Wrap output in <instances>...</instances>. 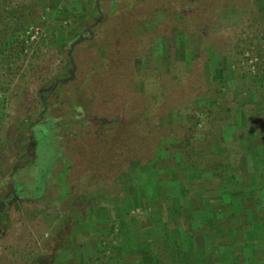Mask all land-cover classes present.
Listing matches in <instances>:
<instances>
[{
    "label": "rangeland",
    "instance_id": "obj_1",
    "mask_svg": "<svg viewBox=\"0 0 264 264\" xmlns=\"http://www.w3.org/2000/svg\"><path fill=\"white\" fill-rule=\"evenodd\" d=\"M29 1L13 0V3ZM107 1L101 0L102 7L105 8ZM129 1L121 0L124 5ZM134 1L142 2L144 7L163 6L138 27L139 45L136 42L124 45L126 49L138 45L142 55L134 66L125 63L121 71L128 74L121 78L129 80L131 73L142 70V63L148 66V71H154L155 67L164 74L165 80L177 74V78H172L177 86L172 88L182 86L183 72L192 64L194 70L204 71V78L196 83L197 88L187 101L183 102L180 94L171 93L162 106L161 102L158 106H149L147 126L153 132L146 146L143 145L144 155L153 156L156 132H161L163 143H176L169 154L162 156L158 151L140 172L134 175L120 172L111 176V181L104 177L95 190L81 194L68 195L69 183H77L82 176L68 170L74 142L65 137L71 131L82 135V129L92 126L89 112L92 91L99 92L96 96L101 101H110L115 97V90L124 88L112 80H117L115 70L110 69L106 60L100 61L106 55L104 30L116 31L119 16L114 15L107 26L101 27L98 40L92 34L83 46L80 40L88 37L92 31L90 25L100 14L93 5L94 0H64L53 10L47 2L49 14L43 15L40 2L32 6L40 18L15 35L0 33V264H195L199 254L196 250L205 248L208 238L214 243L227 238L236 242L235 247L221 249L217 258L211 256L210 264H264V187L252 190L255 194L252 196L253 192L249 191L252 179L246 180L248 185L245 183L243 187L238 182L242 181L241 177L229 175L230 182L225 183L228 185L223 190L229 191V195L234 191V196L244 194V206L252 211L255 219L250 215L251 226L227 231L223 226L227 218L244 223L245 212L239 207L235 208V216L217 211L222 198L208 194L209 190L214 192L210 186L214 183L205 184L208 180L205 177L210 173L207 170L212 171L205 168L207 165L217 168L214 165L217 157L208 150L200 152L209 140L204 132L206 127L215 138L222 126L221 132L230 138L231 127L237 123L240 144L226 148H240L239 160L245 157L244 163L239 164L241 174L246 175L244 179L252 171L259 172L261 177L264 175V162L260 164L264 155L256 161L251 158V152L248 154L252 142L264 139V112H260L264 111V81L246 59L259 48L257 44H264V20H252L260 18L254 5L256 0ZM82 3H87L86 9ZM142 4L141 11L129 8L130 13L134 11L133 19L141 21L148 11ZM260 6L264 7V0ZM57 7L60 12L56 14ZM195 7L209 9L210 13L207 22L192 29L190 15ZM116 46L123 47L119 42ZM237 48L248 49L241 55ZM73 67L75 78L67 86H57V94L49 97L51 105L47 107L51 111L62 106V111L56 108V122L64 131L43 133L35 141L33 126L38 124L36 113L42 105L41 95L62 74L67 77ZM149 91L144 92L153 93ZM63 93H68V98L63 100ZM147 98L149 102L154 99L152 94ZM225 99L233 107L232 116L222 121V125L213 126L210 121L220 117L218 104ZM198 105L207 110L196 109ZM181 108L183 113H179ZM250 110H259L260 114L254 118L245 115ZM25 113H30V117ZM193 115H200L202 120L193 125L196 132L192 134L188 127L194 122ZM116 119L117 115L112 116L110 123ZM169 126L172 127L168 129ZM178 143L182 144L180 148L185 146L187 154L209 161L194 165L186 156L177 166L173 156ZM61 159L63 162L59 163ZM87 172L84 170L83 174ZM215 181L218 184L219 180ZM178 197L182 204L183 200L187 201L185 212L192 215L187 220L182 217ZM20 198L23 210L17 213L13 205ZM226 204L232 206V202ZM209 216L213 219L207 225L205 220ZM242 244L250 251L247 253L252 260L245 258L247 253L243 254Z\"/></svg>",
    "mask_w": 264,
    "mask_h": 264
},
{
    "label": "trees",
    "instance_id": "obj_2",
    "mask_svg": "<svg viewBox=\"0 0 264 264\" xmlns=\"http://www.w3.org/2000/svg\"><path fill=\"white\" fill-rule=\"evenodd\" d=\"M62 1L64 0H30L26 4H20V3H13V0H0V33L4 31L10 33L11 35H15L20 29L25 28L27 24L34 22L37 18H40V13H38L35 10V8L33 9L32 7L33 5H38L41 2L42 8H44L43 11H41V14L43 15L44 12L46 14H49L48 11L46 10V5H45L47 2L51 4L50 6H52L51 8L53 10L56 7V4L57 3L59 4ZM261 1L262 0L254 1V5L258 7L256 9V12H258L260 18L257 17L252 18L253 22L260 21V19L264 20V7L260 6ZM100 2L101 0H94L93 5L94 7L99 9L100 14L96 16V18L93 20V24L90 25L89 28L92 31L89 33L88 37H85L83 41L80 40L79 44L85 46L84 43L86 42L87 39H91L92 34H93V38L95 40H98V38L96 39V37L101 33V27L107 26L110 23L111 18H113L114 15H118L120 19L118 21L119 23L118 26L116 27V31H114L115 29L113 31L110 30L108 32L104 30L105 36L103 38H105L107 43H104L103 46L106 55H104L100 61H102L103 59L106 60L105 63L109 67L111 66L110 69L115 70L116 74L114 78H116L117 80L113 78L112 80H114V82L116 83L118 82L122 84L124 88L115 90L116 91L114 93L115 97L111 96L112 98L110 101H106V99L101 101L102 99L97 98L96 96V94L99 95L98 94L99 92H97L96 90L92 91L93 92L91 98L92 101L90 100L92 102V106H90L89 112L91 114L90 124L93 126V129L91 130L92 126L90 127L89 125H87L86 127L84 126L85 127L84 129H82L83 131H81L80 133L82 135H79L78 133H72L71 131L70 133L71 135H69V137H65L68 140H70V142H74L69 152L71 164L68 170L69 171L72 170L73 172L80 173L79 176H82L81 178L77 179V183H69L70 188L68 189L69 190L68 195L70 196L75 194H81L90 190H95L96 188L95 186L98 183H101V180L104 177H109L110 180L108 181H111V176L114 175L116 176L118 175V173L120 174V172H125L127 174H132V175L140 172L143 167L151 163V160L157 156L158 151H159L158 153H161L162 156L163 155L166 156V154H169V151L171 152L172 149L177 146L176 143L173 144L176 146L163 143V140L161 141L160 138L161 132H156L157 146L154 148L152 152L153 156L147 157L146 154L144 155L146 151H144L145 148L143 147V145L146 146L147 142L149 141V134L153 132L149 130L150 128H148L147 126V121L149 120L147 118H150L148 112L149 106L150 107L158 106L160 102L162 106V102L166 101L170 97L169 94L171 93L180 94V96H182L184 99L183 102L187 101L190 98L189 97L190 93L197 88L196 83H200V81H202L204 78L203 75L204 71L194 70L192 68L193 65L192 64L190 69L183 72V76L181 78L182 86L178 88H172L177 86L176 81L174 82L172 81V78L173 79L177 78V74H174L172 75V78L170 77V79L165 80V78L163 77L164 74H160L161 72L157 71L155 67H154V71H150V70L148 71L149 69L148 66H145L142 63L143 66L142 70L140 72L136 71V73L135 72L131 73V77L129 78V80L125 81L123 78H121V76L128 73H122L121 70L123 66L127 62L131 63V65L134 66L136 61L138 62V60H140L142 55L138 49V45L140 43V37H139L140 34L137 33V29L141 23L147 22L150 16L151 17L155 16L162 4H156L154 6L152 4L149 7L147 6L144 7L142 2L134 1V0H130L129 3H127L128 5H124V3L121 2V0H108L107 5H105L104 8L102 7ZM119 4L122 5L119 6ZM141 4L143 6V9L147 8L148 11H146V13L142 15L143 18L141 19V21H138L132 18V14L134 13V11L133 13H130L129 8L135 7L138 8L139 11H141L142 9ZM23 5L24 8H22ZM86 5L87 3L84 4L82 3L83 9L87 8ZM50 6L48 8H50ZM214 6L215 5H213V7ZM58 8L59 7H57V9L54 11L56 14L60 12ZM54 12L52 13L55 14ZM209 13H210L209 9L206 10L202 8V10H200L197 7H195L192 11V14L190 15L191 17L190 19L192 23V26L190 25L191 28L192 29L196 27L198 28L204 22H207L208 19L206 18L209 15ZM118 42L119 44L121 43L123 47L121 48L117 47L116 44ZM132 42H136V44L138 45H136L135 48L132 47L130 49H126L124 47V45L127 44L131 46ZM19 43H21V41H19ZM256 46L259 47L256 50V52H254V54L247 55L246 59H249L251 61L250 66L254 71V73L262 77V80L264 81L263 78L264 77V44H259V45L257 44ZM246 49L244 48L243 50H240L239 48H237V51L241 52V55H243L245 54ZM99 65H101V63H99ZM71 70L73 73L71 72L67 77L65 76L66 74H62V77L59 75L60 77L58 76L59 78H57L55 82L49 87L48 89L49 91L43 93L44 94L43 96L41 95L40 102L42 105L39 109V112L37 111L36 113L38 118L36 122L38 124L33 126L34 128L33 137L35 141H38L37 139L41 138V134L43 133L45 134L50 132L51 134L56 129L59 131L61 129L60 132L64 131V127L59 126V124L56 122V120L58 119L56 110L60 109L62 111V106L60 105V107H56L58 109L55 108V110H51V111L48 110L47 107L51 105V102L49 101V97L52 96V94L55 95L57 86L59 87L67 86L75 78L74 71L76 70L74 67ZM103 70L104 69H101L100 71ZM104 88L106 89V87ZM108 88L111 87L109 86ZM146 90L147 91L150 90L153 93L144 92ZM64 93H63V100L68 98V93L66 94ZM151 94L154 99L151 100V102H149L147 95L149 97V95ZM183 99L181 98V100ZM106 103H112L113 105ZM228 103H229L228 100L225 99L222 104H218L219 106L218 113L220 114V117L218 116L213 117L214 118L213 120L215 122L210 121L213 126L216 124L222 125V121L229 120L231 118L232 116L231 111L233 107L227 105ZM84 107L82 108L83 110H85ZM197 108H200V111L207 110L205 106L202 107L198 105L196 109ZM258 111L255 110L245 111V115L254 118L256 114L259 115L260 112H264V111H260V112ZM183 112L184 109L181 108L179 113H183ZM25 114L27 115L28 118L30 117V113H25ZM115 115H117V119L115 120L114 123H110L111 117ZM191 120L194 122H191L192 125L188 127V130H190L193 134L194 132H196V129L194 128L193 125H197L198 122L202 120V117L200 115H193ZM171 127L172 126H169L168 129H170ZM221 127L222 126H220V129L218 128V131L220 130V133L217 134L218 136H215V138L213 136V133L209 132L208 127H206L204 130L206 134L205 136H207L209 140L207 145H205L204 148L200 150V152L203 153V151L205 152V150H208L210 154H214L217 157V160L214 163V165L216 164L217 168H212L209 165H207L205 168L212 170V171L207 170V172L209 171L210 173L205 177L208 179L205 184L214 183L215 185H210L211 188L213 187L212 189L214 192L209 190L210 192L208 194L210 196H214V197L219 196L222 198L220 203L218 204V210H217L218 212L220 213L225 212L228 213L229 216H235L236 207L243 209L242 211L245 212L246 221L244 223L241 222L240 224H238L237 223L238 220H231L228 219L229 218L228 217L223 225L226 228V230L231 231L234 228L245 229V227L251 226V217L253 216L252 218H254V215L252 214V211L250 212V210H248L249 209L248 207L244 206L245 202L243 200L244 198L242 197L244 194L234 196L233 195L234 191H233L232 193H230L231 195L230 196L229 191L223 190L228 185L225 183L227 181L230 182L228 178L229 175L236 174L239 177H241L242 179L241 182L238 181V179L236 180L243 187L245 186V183L249 179L250 180L252 179L251 181L252 188L250 187L251 190L249 191L253 190L255 192L264 187V180H263L264 175L262 176L263 177L262 179L259 172L252 171L249 177L244 179V176L246 177V175L241 174L239 164L240 162L242 163V161L244 163L245 157L239 160V156L241 153L240 148L237 147L235 148L233 147L231 149L226 148V146H231V145L236 146L240 144V141H238L239 139L237 137L238 136L237 123L231 127L232 136L230 138L224 136V133L221 132L222 130ZM254 127L255 129H258L256 124H254ZM60 136L61 135L57 136V138ZM78 136L81 137L78 139ZM61 138H64V136ZM187 142L188 143L190 142L189 139L187 140ZM178 144H179L178 148H176V151H174V156H173L175 160V164L177 166L183 163L184 157L186 156L189 160V163H193L194 165H199L203 162L205 163L209 161V159L203 158L201 156L199 158H196L191 153L187 154L188 150L185 149V146L183 148H180L179 146L182 144L181 143ZM148 151H150V149ZM248 151H249L248 154L250 152L253 154L251 158H254V160L257 161L260 155H264V139L260 138L252 142V145H250ZM60 161L59 163L63 162L62 159ZM263 162L264 161L262 158L260 160V164H263ZM131 165H133L132 169H130ZM84 170H88L87 174H83ZM93 175L95 177L92 178ZM216 179L219 180L218 184H216L217 183L215 181ZM246 184L248 185V183ZM182 192L184 195L186 194L185 191ZM254 192L252 196H255ZM14 195L15 194L12 193L13 197ZM235 198H240L241 201L236 202ZM179 200L181 202L180 198ZM22 202H23L22 198L14 202L13 207L15 212L19 213L21 210H23ZM186 202H187L186 200H183V204L181 202V204L178 205L179 208L183 210L182 217H184L185 220H187L192 216L190 215V213L185 212ZM228 202H232L231 207H229L226 204ZM255 202L257 203L258 201L255 200ZM212 219L213 216H209V218L205 220L206 221L205 223L207 224L208 223L207 221H211ZM112 229H114V226L112 227ZM228 240H230V238H227L226 240H220V242L218 241L217 243H214L211 240L209 241L208 238L205 248L202 247L196 250L199 254L196 257L195 264H206L207 261H209L208 263L210 264V261L213 258L211 256H214V259L217 258V256L219 255L218 253L221 249L225 247H235L236 245L235 240L234 241L232 240L228 241ZM242 245H243L242 246L243 254L247 253L249 250L247 249L245 244ZM210 246L213 248L214 250L213 252L211 251L212 248ZM208 247L209 249L206 250ZM245 258L248 260H252V256L249 255L248 253Z\"/></svg>",
    "mask_w": 264,
    "mask_h": 264
}]
</instances>
